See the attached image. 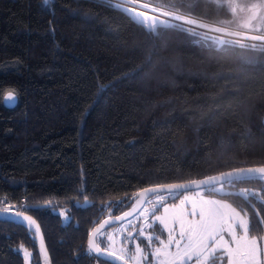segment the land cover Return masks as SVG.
I'll return each mask as SVG.
<instances>
[{
  "label": "trees",
  "instance_id": "trees-1",
  "mask_svg": "<svg viewBox=\"0 0 264 264\" xmlns=\"http://www.w3.org/2000/svg\"><path fill=\"white\" fill-rule=\"evenodd\" d=\"M151 1L232 19L210 0ZM263 118L264 53L217 51L175 29L153 43L97 0H0V198L26 197L20 210L40 226L50 264H97L90 231L146 187L264 163ZM241 188L264 194L256 182L229 190ZM226 199L255 219L242 197ZM143 226L127 229L130 248L145 247ZM146 231L166 238L158 222ZM20 245L44 264L35 227L0 218V264H29Z\"/></svg>",
  "mask_w": 264,
  "mask_h": 264
},
{
  "label": "snow or ice",
  "instance_id": "snow-or-ice-1",
  "mask_svg": "<svg viewBox=\"0 0 264 264\" xmlns=\"http://www.w3.org/2000/svg\"><path fill=\"white\" fill-rule=\"evenodd\" d=\"M43 2L48 4L49 0ZM103 2L128 14L132 22L137 24L153 43L162 40L168 30L175 29L185 33L192 43L217 51L238 47L264 53V0H210L218 8H227L232 15L231 20H221L212 25L171 11H162L163 17H171L163 19L127 6L135 5L139 0ZM142 7L148 9L150 5L145 3ZM157 10L161 9L153 8V11ZM233 23L236 30H230L226 26ZM16 99L14 90H9L3 97L6 103H15ZM247 182L259 183L264 188V163L250 167H232L228 171L205 175L199 179H188L185 182L146 187L136 194L131 211L124 212L122 216H116L114 219L109 217L103 222H98V226L90 233L87 252L94 255L97 264L99 258L105 256L111 261H121L122 264H264V215H261L256 203H253L256 201L264 205V194L249 188L229 190ZM228 197H242L243 201L255 210V219L248 215L247 209L238 210L229 203L226 199ZM169 200L172 202L168 203ZM176 200H179V203H175ZM115 203L117 210L123 205V201ZM145 203L151 205V208L141 207ZM158 208H162L160 214H157ZM137 212L145 217L146 227L139 229L137 237L146 241L145 247L135 243L131 252L123 245L117 249L115 236L127 231V224L132 223L131 220H126L127 217L139 218L133 215ZM0 215H13L23 223L27 231L31 232L35 227V231L39 232L36 221L22 211H14L13 206L6 202V198L0 200ZM148 215L152 216V223L148 222ZM64 219L67 221L69 217L65 215ZM117 221L126 223L115 229L114 233L103 232L106 225L115 224ZM156 222L166 231V240L146 231L153 228ZM98 237H103V248L100 242H97ZM128 237H132L131 232ZM14 251L20 252L23 260L30 264L32 253L27 248L20 245ZM40 254L43 255L44 264H50L42 234L38 255ZM149 255L154 258V262L149 259Z\"/></svg>",
  "mask_w": 264,
  "mask_h": 264
},
{
  "label": "built area",
  "instance_id": "built-area-1",
  "mask_svg": "<svg viewBox=\"0 0 264 264\" xmlns=\"http://www.w3.org/2000/svg\"><path fill=\"white\" fill-rule=\"evenodd\" d=\"M97 1L103 2V0H97ZM145 3L150 5V7L148 9H145V8L142 7V5L145 4ZM127 6L135 7V8H137L138 11H146V12H148L149 15L160 16L163 19H171V17H163L162 16V11H171V12H174V13L179 14V15L191 16L192 18H196L198 20H202L204 23H207V24H210V25L216 24L218 22V21H214V20H211V19H206V18L200 17L198 15H194V14H191V13H188V12H184V11L176 9V8H172V7H169V6H166V5H162V4L156 3V2L151 1V0H139V2L137 4H135V5L128 4ZM153 8H159L161 10L153 11ZM173 22L182 23L180 21H173ZM226 26L229 27L230 30H236V26H234V25H226ZM249 43H251V42H249ZM257 43H259V42H257ZM4 199H5V197L0 198V200H4ZM6 202L8 204L12 205L13 206V210L15 211V210L20 209V207L25 204L26 197H23L20 202H13V201L8 200L6 198Z\"/></svg>",
  "mask_w": 264,
  "mask_h": 264
},
{
  "label": "water",
  "instance_id": "water-1",
  "mask_svg": "<svg viewBox=\"0 0 264 264\" xmlns=\"http://www.w3.org/2000/svg\"><path fill=\"white\" fill-rule=\"evenodd\" d=\"M16 97H17V96H16ZM17 101H18V98L16 99V102H15V103H6L5 101H4V103H5V105H6L7 107L12 108V107H14V106L17 104ZM263 124H264V118H263ZM141 191H142V190H141ZM145 204H146V203H145ZM145 204H144V205H141V207L145 206ZM46 206H47V205H42V206H40V207L44 208V207H46ZM19 211H20V210H19ZM129 211H131V207H130L128 210H126L125 212H129ZM123 213H124V212H123ZM123 213H121V214H119V215H115V216H108V217H105V218H103L100 222H103V220L108 219L109 217H112V218L114 219L116 216H122ZM138 213H139V212L134 213L133 215L136 216ZM25 214H26V213H25ZM26 215L30 216L29 214H26ZM0 218L18 219L17 217H15V216H13V215H0ZM131 218H133V216H129V217H127L126 220H129V219H131ZM33 220H35V219L33 218ZM122 222H124V221H117V222H115V224L122 223ZM36 223H37V222H36ZM37 224H38V223H37ZM115 224H109V225H106L104 229H106V228L109 227V226L115 225ZM97 226H98V224H97L95 227H97ZM104 229H103V230H104ZM91 231H92V230H91ZM91 231H90V233H91ZM90 233H89L88 239L90 238ZM41 234L43 235L42 230H41V228H40V226H39V232H38L39 240H40V236H41ZM43 239H44V237H43ZM87 244H88V240H87ZM44 245H45V241H44ZM100 258H102V259H104V260H107L108 262H110V263H112V264H122L121 261H111V260H110L108 257H106V256H105V257H100Z\"/></svg>",
  "mask_w": 264,
  "mask_h": 264
},
{
  "label": "rangeland",
  "instance_id": "rangeland-1",
  "mask_svg": "<svg viewBox=\"0 0 264 264\" xmlns=\"http://www.w3.org/2000/svg\"><path fill=\"white\" fill-rule=\"evenodd\" d=\"M233 25L234 26H236L235 25V23H233ZM204 195H207V194H205L204 193ZM216 198H219V197H216ZM176 203H179V200L176 202ZM230 203V202H229ZM145 206H147V207H149V209L151 208V205H147V204H145ZM234 206V205H233ZM235 207V206H234ZM237 208V207H236ZM238 209V208H237ZM239 210V209H238ZM162 212V210L160 211V213ZM159 213V214H160ZM138 217H140L141 218V220L143 221V227H146L145 226V224H144V220H145V217L144 216H140V215H138ZM151 218V221H149V223H151V222H153L152 221V216H150V215H148L147 216V219L149 220ZM133 220H135V219H133ZM133 220H132V222H133ZM126 223V222H125ZM125 223H122V224H120V225H115V226H112V227H108L107 229H105L103 232H105V233H108V232H115V229H117V228H119V227H121L122 225H124ZM131 224V223H130ZM130 224H127V228L130 226ZM166 232V231H165ZM153 235V234H152ZM126 236H127V234H126ZM101 237H98L97 239H100ZM166 238H167V233H166ZM115 239H116V247H117V249H119V247L121 246V245H123L124 247H126L128 250H129V252H131L132 250H130L129 249V245H131V243L128 245V247H127V245L126 244H124L123 243V234L122 235H116L115 236ZM166 240V239H165ZM99 242V241H98ZM104 245H105V243H104ZM134 250V249H133ZM153 258V257H152ZM153 262H154V258H153ZM27 264V263H26Z\"/></svg>",
  "mask_w": 264,
  "mask_h": 264
},
{
  "label": "flooded vegetation",
  "instance_id": "flooded-vegetation-1",
  "mask_svg": "<svg viewBox=\"0 0 264 264\" xmlns=\"http://www.w3.org/2000/svg\"><path fill=\"white\" fill-rule=\"evenodd\" d=\"M18 210H20V209H18ZM21 211V210H20ZM123 212H125V211H123ZM123 212H121V213H123ZM121 213H118V214H115V215H119V214H121ZM115 215H107L106 217H108V216H115ZM138 215H139V213L136 215V217H138ZM105 218V217H104ZM151 219V218H150ZM129 220H133V218H131V219H129ZM126 221H124V222H122V223H125ZM122 223H118V224H115V225H120V224H122ZM133 223V222H132ZM115 225H112V226H115ZM131 225V224H130ZM112 226H109V227H112ZM162 227V226H161ZM108 228V227H107ZM106 228V229H107ZM129 228V227H128ZM127 228V229H128ZM105 230V229H104ZM103 230V231H104ZM123 243L124 244H126L127 245V247H128V239H127V237H126V232L125 233H123ZM166 239V238H165ZM165 239H162V240H165ZM103 240V237H101L100 239H97V242L99 241L100 242V246L103 248L105 245H104V243L103 242H101ZM134 246H135V243H133V247L132 248H130L129 247V249L130 250H132L133 251V249H134ZM157 246H159V245H157ZM142 247V246H141ZM150 260H153V258L152 257H150ZM99 264H112V263H110V262H108L107 260H104V259H102V258H99Z\"/></svg>",
  "mask_w": 264,
  "mask_h": 264
}]
</instances>
